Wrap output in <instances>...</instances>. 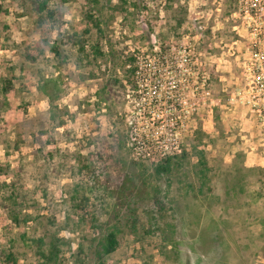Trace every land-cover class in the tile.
Masks as SVG:
<instances>
[{
  "label": "rangeland",
  "instance_id": "1",
  "mask_svg": "<svg viewBox=\"0 0 264 264\" xmlns=\"http://www.w3.org/2000/svg\"><path fill=\"white\" fill-rule=\"evenodd\" d=\"M100 1L104 45L137 53L139 67V90L112 102L97 93L125 80L123 59H79L64 39L60 65L48 49L85 29L88 0H49L55 27L38 25L30 0H0V182L23 180L31 199L26 224L0 207V250L41 264L31 240L61 236L63 264H264V96L249 70L261 30L237 0H125L126 14ZM49 136L61 150L50 163ZM143 142L158 159L185 153L178 173L135 163L131 144ZM98 149L105 158L91 161ZM114 229L120 248L99 262Z\"/></svg>",
  "mask_w": 264,
  "mask_h": 264
},
{
  "label": "trees",
  "instance_id": "2",
  "mask_svg": "<svg viewBox=\"0 0 264 264\" xmlns=\"http://www.w3.org/2000/svg\"><path fill=\"white\" fill-rule=\"evenodd\" d=\"M122 4L117 7V10L121 14H126L128 12V8L125 5V0H121ZM30 3L33 7L34 12L37 14V23L39 26L49 25L55 27L56 20L54 12L49 9V0H30ZM100 0H88V5L86 6L83 12V19L86 23L85 29L81 32H73L72 34H61L60 41L54 42L52 44L48 43V49L53 54L56 60L59 61L60 65L66 63L67 59L63 56L61 52V44L64 39H68L70 44H72L76 49L79 56V59L82 57L88 56L91 53L95 60L101 59L105 60V66H112L113 69L117 68V65L122 62L124 65L125 72V80L117 78V77H108L106 78L104 85L101 90L98 91L97 96L100 100L104 102H112L113 100L121 98L123 95L121 92L125 94L127 84L131 90L138 91L139 82L137 77V72L139 71V67L137 66V53L124 56L123 54H116L113 47L108 46V50L104 45V38L106 37L104 30L101 26L102 22L100 20L101 8ZM95 31L97 34L95 42L90 44V39L92 37V32ZM33 60V58H31ZM83 60H80L79 63H82ZM11 84L6 85L5 89L10 90ZM0 105L2 103L0 102ZM108 138L110 137L113 142H115L118 146H122L124 144L122 137L117 133H110V135H106ZM46 146L48 147V151L46 152L47 161L54 159L55 156L61 153L59 148L54 147L55 142L52 137L49 136L46 140ZM104 152L99 149L95 152L89 154L91 161H94L96 157L98 160L104 159ZM186 154H174L172 156H168L161 161L154 163V176L161 179L165 176H170L178 173L179 165L181 164L180 160L185 158ZM198 162L201 169L199 170L198 176L202 178L206 177V157L203 151L199 150L198 152ZM136 163V162H135ZM140 163L139 165H141ZM91 166V167H90ZM86 167V166H85ZM88 168L94 169V167L90 164L87 165ZM81 170V168H80ZM2 173V166L0 165V174ZM204 185V184H203ZM23 180L14 179L12 181H1L0 182V207L3 208L11 221L15 224H26L30 220L29 214H24L26 210L30 207V197L29 194L24 191ZM201 191V190H200ZM159 191H154L153 195V203L161 210L163 208V202L161 201L158 193ZM87 200V199H86ZM87 207V202L82 201L79 206V211L85 212ZM83 217L86 216L84 213ZM119 229L109 230L107 231L102 240L100 241V249L97 252V258L99 262H103L105 257L115 253L120 248V240L118 238ZM25 238V236H22ZM32 243L36 245L37 253L41 258V264H63L62 260L65 255L64 246L67 245V240L61 236H54L51 238L49 242H45L44 238L32 239ZM64 245V246H63ZM0 262L3 264H19L16 255L13 252H6L4 250H0Z\"/></svg>",
  "mask_w": 264,
  "mask_h": 264
},
{
  "label": "built area",
  "instance_id": "3",
  "mask_svg": "<svg viewBox=\"0 0 264 264\" xmlns=\"http://www.w3.org/2000/svg\"><path fill=\"white\" fill-rule=\"evenodd\" d=\"M238 6L244 10L246 16L249 17L256 26V29L261 30L262 40H256L254 44H257L258 50L254 53L252 60L249 62V70L253 72L255 79V87L260 95L264 96V0H237ZM139 74V72H137ZM132 158L135 162H156L164 159L166 154L158 159L150 147L146 143H141L133 146Z\"/></svg>",
  "mask_w": 264,
  "mask_h": 264
}]
</instances>
